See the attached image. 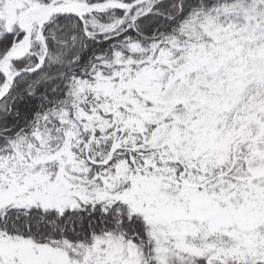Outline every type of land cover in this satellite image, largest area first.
<instances>
[{"label":"snow or ice","instance_id":"obj_1","mask_svg":"<svg viewBox=\"0 0 264 264\" xmlns=\"http://www.w3.org/2000/svg\"><path fill=\"white\" fill-rule=\"evenodd\" d=\"M0 264H264V0H0Z\"/></svg>","mask_w":264,"mask_h":264}]
</instances>
